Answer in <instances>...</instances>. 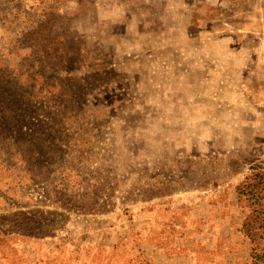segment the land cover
Here are the masks:
<instances>
[{
    "label": "rangeland",
    "instance_id": "1",
    "mask_svg": "<svg viewBox=\"0 0 264 264\" xmlns=\"http://www.w3.org/2000/svg\"><path fill=\"white\" fill-rule=\"evenodd\" d=\"M264 0H0V264H264Z\"/></svg>",
    "mask_w": 264,
    "mask_h": 264
},
{
    "label": "trees",
    "instance_id": "2",
    "mask_svg": "<svg viewBox=\"0 0 264 264\" xmlns=\"http://www.w3.org/2000/svg\"><path fill=\"white\" fill-rule=\"evenodd\" d=\"M239 194L245 197L250 205H259L262 209L247 218L245 232L253 241L264 238V173H256L246 179L239 187Z\"/></svg>",
    "mask_w": 264,
    "mask_h": 264
}]
</instances>
